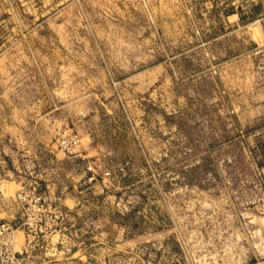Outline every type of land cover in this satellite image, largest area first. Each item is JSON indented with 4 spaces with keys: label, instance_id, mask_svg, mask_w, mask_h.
<instances>
[{
    "label": "rangeland",
    "instance_id": "rangeland-1",
    "mask_svg": "<svg viewBox=\"0 0 264 264\" xmlns=\"http://www.w3.org/2000/svg\"><path fill=\"white\" fill-rule=\"evenodd\" d=\"M31 181L24 264H264V0H0L1 195Z\"/></svg>",
    "mask_w": 264,
    "mask_h": 264
},
{
    "label": "built area",
    "instance_id": "built-area-1",
    "mask_svg": "<svg viewBox=\"0 0 264 264\" xmlns=\"http://www.w3.org/2000/svg\"><path fill=\"white\" fill-rule=\"evenodd\" d=\"M56 142L60 149L67 153L73 152L78 147V138L75 134L61 135ZM14 197L21 212V224L27 229L23 231L32 239L41 232L42 215L46 211L47 203L37 190L35 181L20 184ZM13 230L12 226L0 217V264H24L23 254L13 248ZM25 250L23 248V253Z\"/></svg>",
    "mask_w": 264,
    "mask_h": 264
},
{
    "label": "crops",
    "instance_id": "crops-1",
    "mask_svg": "<svg viewBox=\"0 0 264 264\" xmlns=\"http://www.w3.org/2000/svg\"><path fill=\"white\" fill-rule=\"evenodd\" d=\"M16 184H18L19 182H15ZM15 194V193H14ZM14 194H13V198H9V196L7 197H4L3 195H1V191H0V217L4 220L5 217L8 218V217H11L13 215V211H11L10 209H8L6 207V203H14V207L15 209H17L16 211L17 212H20V209H19V206L15 200V197H14ZM1 213L3 215H1ZM5 216V217H4ZM20 236H21V240H20ZM26 240V236H25V232L23 230H17L16 232V237H15V244L18 246L16 250V252H19V253H22L23 256L25 257V253H23V247L24 246V241ZM29 241V240H28ZM26 244H27V241H26Z\"/></svg>",
    "mask_w": 264,
    "mask_h": 264
},
{
    "label": "bare ground",
    "instance_id": "bare-ground-1",
    "mask_svg": "<svg viewBox=\"0 0 264 264\" xmlns=\"http://www.w3.org/2000/svg\"><path fill=\"white\" fill-rule=\"evenodd\" d=\"M16 232H17V230L16 229H14L13 231H12V233H13V238H14V243H13V248H14V250H15V234H16Z\"/></svg>",
    "mask_w": 264,
    "mask_h": 264
}]
</instances>
